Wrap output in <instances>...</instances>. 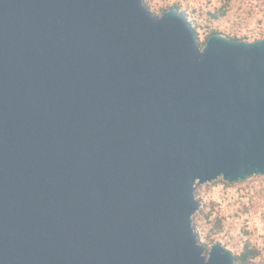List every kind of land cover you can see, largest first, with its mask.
Instances as JSON below:
<instances>
[{"label":"water","instance_id":"1","mask_svg":"<svg viewBox=\"0 0 264 264\" xmlns=\"http://www.w3.org/2000/svg\"><path fill=\"white\" fill-rule=\"evenodd\" d=\"M264 176V39L199 44L144 0H0V264H235L199 186Z\"/></svg>","mask_w":264,"mask_h":264},{"label":"rangeland","instance_id":"2","mask_svg":"<svg viewBox=\"0 0 264 264\" xmlns=\"http://www.w3.org/2000/svg\"><path fill=\"white\" fill-rule=\"evenodd\" d=\"M144 3L155 16L179 6V12L186 14L198 33L200 44L214 33L247 42L264 39V0H144ZM196 198L201 202V213L194 228L207 252L221 241L239 255L245 244L250 243L261 251L254 263L264 264V176H253L236 184L217 180L199 186Z\"/></svg>","mask_w":264,"mask_h":264},{"label":"trees","instance_id":"3","mask_svg":"<svg viewBox=\"0 0 264 264\" xmlns=\"http://www.w3.org/2000/svg\"><path fill=\"white\" fill-rule=\"evenodd\" d=\"M148 6V5H147ZM171 9H176V10H178L179 11V6H174V7H172V8H170V9H166V10H163L162 11V15L165 13V12H167V11H169V10H171ZM185 17H187L186 16V14H184V13H182ZM161 15V16H162ZM190 23V22H189ZM190 25H191V23H190ZM214 35H217V33H214L212 36H214ZM211 36V37H212ZM210 37V38H211ZM209 38V39H210ZM208 39V40H209ZM207 40V41H208ZM206 41V42H207ZM206 42L205 43H203V44H200L202 47L203 46H205V44H206ZM200 213H201V211L199 212V213H196V215L194 216V219H193V221H194V226H195V228H196V222L198 221V218H200ZM198 235V234H197ZM260 254H261V251L257 248V247H255V246H253L252 244H250V243H247V244H245V246H244V248H243V250H242V252L239 254V255H235V264H255L254 263V261L260 256Z\"/></svg>","mask_w":264,"mask_h":264}]
</instances>
